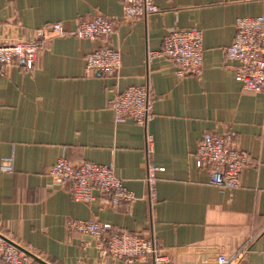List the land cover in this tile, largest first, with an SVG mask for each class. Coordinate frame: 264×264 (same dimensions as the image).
Returning a JSON list of instances; mask_svg holds the SVG:
<instances>
[{
    "label": "crops",
    "instance_id": "crops-1",
    "mask_svg": "<svg viewBox=\"0 0 264 264\" xmlns=\"http://www.w3.org/2000/svg\"><path fill=\"white\" fill-rule=\"evenodd\" d=\"M155 4V14L125 20L121 0H0V34L45 46L32 69L22 61L0 69V235L32 264H153L102 258L99 240L68 231V220L140 234L175 257L216 248L243 254L238 264H264V95L244 91L235 78L238 63L225 60L236 21L264 16V0ZM98 17L115 24L107 41L73 35L81 21ZM56 23L68 34H54ZM189 29L203 32L199 76L178 78L164 57L148 59L168 34ZM104 45L121 54L116 77L86 72L88 54ZM142 85L153 92V119L146 126L116 121L110 100ZM205 134H231L232 145L250 158L239 188L211 185L209 171L197 166ZM61 157L75 166H113L136 202L115 208L102 203L99 191L91 204L75 202L71 186L48 175ZM149 166L164 168L155 201Z\"/></svg>",
    "mask_w": 264,
    "mask_h": 264
},
{
    "label": "built area",
    "instance_id": "built-area-1",
    "mask_svg": "<svg viewBox=\"0 0 264 264\" xmlns=\"http://www.w3.org/2000/svg\"><path fill=\"white\" fill-rule=\"evenodd\" d=\"M123 18L136 20L155 14V0H121ZM3 27V26H2ZM0 26V29L2 28ZM234 42L225 50L227 62H237L236 80L244 91L264 95V16L239 18L235 24ZM6 26H4V29ZM57 35L68 34L60 23L50 26ZM112 20L98 17L81 21L73 32L79 39L105 40L114 33ZM45 46L38 39L17 40L0 34V69L17 61L32 69ZM164 57L176 68L178 78L199 76L203 69V32L198 29L176 30L168 34L160 51H150L148 59ZM118 49L104 45L88 54L86 72H98L116 77L121 69ZM116 121L133 118L139 126H146L154 117V96L148 85L131 86L115 95L109 102ZM233 136L205 134L197 149V166L210 173V184L229 190L237 189L250 158L232 145ZM148 153L152 154L153 141L147 138ZM164 168L149 166L146 179L152 201L156 198L158 173ZM48 175L59 185H70L75 202L91 204L96 200L94 192L101 193L102 203L115 208L132 206L137 197L117 177L113 166L94 163L72 165L61 157L49 170ZM66 229L99 240L101 257L122 258L130 262L151 260L153 264H238L242 255L229 257L216 248H196L182 251L181 258L172 256L152 239L140 234H130L113 229L96 220H68ZM0 264H32L26 253L0 235Z\"/></svg>",
    "mask_w": 264,
    "mask_h": 264
},
{
    "label": "water",
    "instance_id": "water-1",
    "mask_svg": "<svg viewBox=\"0 0 264 264\" xmlns=\"http://www.w3.org/2000/svg\"><path fill=\"white\" fill-rule=\"evenodd\" d=\"M9 241V240H8ZM10 242V241H9ZM12 243V242H11ZM14 244V243H13ZM15 245V244H14ZM15 246H17V245H15ZM20 250H22L19 246H17ZM23 251V250H22ZM24 253H27V252H25V251H23Z\"/></svg>",
    "mask_w": 264,
    "mask_h": 264
}]
</instances>
